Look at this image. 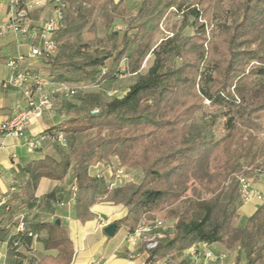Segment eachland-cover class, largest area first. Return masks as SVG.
<instances>
[{"label": "trees", "instance_id": "obj_1", "mask_svg": "<svg viewBox=\"0 0 264 264\" xmlns=\"http://www.w3.org/2000/svg\"><path fill=\"white\" fill-rule=\"evenodd\" d=\"M62 1V26L53 33L56 53L40 59L41 70L56 81L74 84L98 85L125 74L136 78L121 96L109 100L98 93L84 96L81 104L88 108L76 109L43 131L49 136L45 141L50 150L24 167L25 182L0 203L4 223L0 231L6 234V224L20 209L32 206L42 177L61 181L71 168L72 211L80 222L98 201L126 208L115 232L123 228L131 233L141 219H153L154 212L164 223L172 222L156 245L144 250V264L163 260L189 264L175 255L190 247L198 251L200 243L237 247L234 264L241 254L244 264H264V199L242 225H236L243 204L240 179L261 165L250 167L254 156L248 158V148L229 147L236 128L261 129L264 0H226L225 17L216 22L214 39L205 22L213 0H140L136 9H128L124 0H104V27L109 30L114 20L123 21L124 27L121 33L114 30L104 41L95 42H82L80 34L99 0ZM169 9L181 13L183 21L150 50L154 32ZM185 27L193 28V34H185ZM148 51L151 64L139 73ZM204 100L219 111L199 120L196 114L205 106ZM223 115L230 125L217 138L214 128ZM59 132L64 143L53 139ZM112 158L122 166L138 167L139 180L110 186V177L90 172L96 164L110 165ZM53 197V191L43 195ZM39 230L45 231L44 248L57 250L49 264H70L73 242L60 222H34L9 239L13 238L12 244L19 238L20 246L24 237L27 245Z\"/></svg>", "mask_w": 264, "mask_h": 264}, {"label": "crops", "instance_id": "obj_2", "mask_svg": "<svg viewBox=\"0 0 264 264\" xmlns=\"http://www.w3.org/2000/svg\"><path fill=\"white\" fill-rule=\"evenodd\" d=\"M10 12L9 1L0 0V27L6 22ZM49 12L47 5L30 8V15L35 24L44 21ZM27 53L28 46L24 45L20 38L14 37L9 31L1 33L0 79L5 78L10 73V69L6 64L8 57L20 55L22 59L18 63L17 71L37 73L47 77L51 81V87L46 90H50V94L58 108L44 111L42 116L33 119L23 136L14 138L5 136L0 132V202L13 196L18 191V187L25 182L27 174L24 167L30 161L42 158L43 154L50 150V145L46 141L41 143L42 148L30 150L26 145V139L37 136L48 128L57 125L76 110L70 98L56 89L58 84L63 82L56 81L46 75L41 70L43 65L41 60L33 59ZM64 84L75 86L74 83ZM24 105L25 102L20 89L10 88L4 90L0 87V123L11 115L15 109ZM95 171H99L108 178L111 165L96 164L90 169V172ZM51 191L54 192L53 198H43L44 194ZM73 196L74 176L71 168L61 181L42 177L36 187L32 206L19 210L15 218L6 224L8 228L6 234L0 231L1 264H23L24 261L27 264H49V259L57 255V250L44 248L42 242V237L45 236L44 230L33 232L29 241L27 240V245L25 244L26 238L22 237V244L14 250L11 244L13 238L11 240L9 238L15 235V226L19 220H22L28 228L31 223L55 219H59V222L65 226L73 242L74 252L70 264H144L146 253L142 251L141 243L138 242L135 246L128 245L125 242L126 230L119 228L112 236L106 235L103 231L104 226L116 222L125 215L126 208L122 204L98 201L91 207L88 218L84 222H80L73 216ZM258 205L259 203L254 202L252 206L246 207L247 217L255 211ZM3 224L0 222V228ZM198 245L197 250L212 249L218 251L223 247L219 243L205 245L200 243ZM133 250L142 253L137 257L129 258L128 253ZM198 253L196 251L192 254L190 247L176 254L175 257L178 260L192 263ZM165 262L166 260H163L161 264Z\"/></svg>", "mask_w": 264, "mask_h": 264}, {"label": "built area", "instance_id": "obj_3", "mask_svg": "<svg viewBox=\"0 0 264 264\" xmlns=\"http://www.w3.org/2000/svg\"><path fill=\"white\" fill-rule=\"evenodd\" d=\"M8 1L11 12L6 22L0 27V34L9 31L14 37L20 38L22 43L28 46L27 55L33 59H48L54 56L56 44L53 40V33L62 26L64 2L62 0ZM46 5L50 10L49 15L41 23L35 24L30 15V8ZM21 59L20 55L8 57L6 64L10 69V73L5 78L0 79L2 89H20L25 102L24 106L15 109L11 115L0 123V132L5 136L14 138L23 136L31 121L42 116L44 111L58 108L50 94V90H46L51 87V81L37 73L18 72L17 66ZM56 89L64 96H73L77 93L78 87L60 83ZM48 138L49 136L46 133L41 132L37 136L28 137L25 142L28 149L36 150ZM53 139L59 143L65 141L61 132L53 136ZM261 174L264 175V172ZM109 177L110 186H116L130 180L126 176L123 167H116L113 172H110ZM240 189L243 203L252 200H263L262 193L257 191L247 178L240 179ZM167 228L166 223L158 218H143L131 233L126 234L125 242L131 246H135L138 242L141 243L144 252L145 249H150L156 245L157 241L164 236ZM15 229L18 232H23L26 230V226L22 220H19ZM19 244L20 239L16 238L12 243V247L17 248ZM191 250L192 254L196 253L194 247H191ZM201 252L206 261L215 257L210 249H203ZM141 253L137 250L129 251L128 257L134 258ZM1 258L2 255L0 254V264ZM23 264L27 263L24 261Z\"/></svg>", "mask_w": 264, "mask_h": 264}, {"label": "rangeland", "instance_id": "obj_4", "mask_svg": "<svg viewBox=\"0 0 264 264\" xmlns=\"http://www.w3.org/2000/svg\"><path fill=\"white\" fill-rule=\"evenodd\" d=\"M104 0H99L97 6L94 8L92 14L88 18L87 24L81 31L80 40L82 42H95L97 40H105L106 36L109 32L119 29L118 33H121L124 22L121 20H114L109 30L104 27L103 19H102V8L101 5ZM118 1V0H114ZM125 5L128 9H136L140 0H124ZM226 4V0H213L209 6L207 11L208 19L206 22V30L209 34V37L212 39L216 38V34L218 32V27L216 22L219 21L220 18L225 17V13L223 12V8ZM183 21V15L181 13H176L173 9H169L165 14L162 20L160 21L157 30L154 32V35L151 39L150 50L156 47L162 39L167 36L172 35V33L178 29ZM193 28L185 27V34H193ZM70 43H74V39L70 38ZM152 61V53L148 51V53L143 57L141 66L139 69V73H144L148 66ZM136 78L135 74H125L118 78L111 79L107 82H102L98 85L91 83H79L74 84L78 87L77 93L73 96H67L70 98V101L76 107L77 110H85L88 106H82L81 102L84 101L83 97L89 95L91 93H98L101 95L103 100H109L114 96H121L124 94L126 88L131 84ZM208 102L204 100V107L201 111L196 114L197 119H205L211 113H215L219 111V108L211 107L207 104ZM225 110L222 111L224 114ZM258 122L261 125L260 130H252L247 128H236L233 131L232 137L229 139V147L230 148H248V158L250 159L253 155L251 161V166L254 167L257 165H261L254 169L253 174L249 177H246L251 181L253 187L262 193L264 199V175H262V169H264V114L258 118ZM229 121L226 116L223 115L219 118L217 125L214 128L215 135L217 138H222L228 131ZM83 134L79 135L78 138L81 140ZM111 171L113 172L116 167H123L125 170V174L130 180L138 181L141 177V171L138 167H126L120 165L119 161L116 158L111 159ZM102 171V170H100ZM96 172V171H95ZM190 185V183H189ZM263 201V200H262ZM262 201L252 200L250 202L243 203L244 206L240 207L238 210L239 217L238 221H236V225H242L246 218V207L252 206L254 202L262 203ZM258 205V206H259ZM257 206V207H258ZM245 207V208H244ZM154 218H159V213L154 212ZM252 214V213H251ZM245 215V216H244ZM244 216V217H243ZM170 221H166V225L168 229L171 228ZM202 250H198V255L193 262L188 261L189 264H234L236 261V255L238 252V248L234 247L233 249H227L223 246L218 251H214L211 249L212 253L215 255L212 260H205L203 258ZM206 262H205V261ZM237 264H244V258L241 254Z\"/></svg>", "mask_w": 264, "mask_h": 264}, {"label": "water", "instance_id": "obj_5", "mask_svg": "<svg viewBox=\"0 0 264 264\" xmlns=\"http://www.w3.org/2000/svg\"><path fill=\"white\" fill-rule=\"evenodd\" d=\"M55 222L59 223V219H55ZM115 228H116V222H111L106 226H104L103 231L106 233V235L112 236L115 232Z\"/></svg>", "mask_w": 264, "mask_h": 264}]
</instances>
